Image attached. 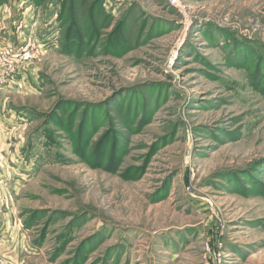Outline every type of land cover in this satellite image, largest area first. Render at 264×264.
Wrapping results in <instances>:
<instances>
[{
  "label": "rangeland",
  "instance_id": "1",
  "mask_svg": "<svg viewBox=\"0 0 264 264\" xmlns=\"http://www.w3.org/2000/svg\"><path fill=\"white\" fill-rule=\"evenodd\" d=\"M0 264H264V0H0Z\"/></svg>",
  "mask_w": 264,
  "mask_h": 264
},
{
  "label": "built area",
  "instance_id": "2",
  "mask_svg": "<svg viewBox=\"0 0 264 264\" xmlns=\"http://www.w3.org/2000/svg\"><path fill=\"white\" fill-rule=\"evenodd\" d=\"M170 2H171L173 5H175V6H177V7H180V0H170ZM2 61L6 62V63L9 62L7 58H4V60H2Z\"/></svg>",
  "mask_w": 264,
  "mask_h": 264
}]
</instances>
